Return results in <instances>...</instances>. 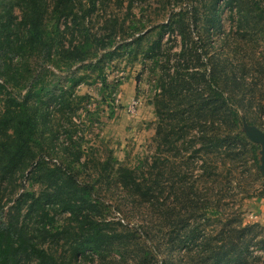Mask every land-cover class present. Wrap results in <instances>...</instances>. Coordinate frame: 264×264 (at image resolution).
<instances>
[{
    "label": "trees",
    "instance_id": "trees-1",
    "mask_svg": "<svg viewBox=\"0 0 264 264\" xmlns=\"http://www.w3.org/2000/svg\"><path fill=\"white\" fill-rule=\"evenodd\" d=\"M89 1V7L85 8L82 0H0V94L7 95L0 113V184L33 165L31 179L40 185L38 192L23 189L15 197H10L11 192L6 199L0 186V264H67L68 256L76 257L87 250H97L99 254L107 249L117 252L118 261L125 264H175L170 260L172 249L183 242L193 264H252L254 260L264 264V238H258L264 237V225L244 223L240 206L228 212V202H224L221 193L222 182H232L228 176L233 173L230 164L238 153L234 151L236 147L241 152L248 147L258 162L260 145L250 141L241 130L244 123L254 125L255 121L248 118V107L238 93L245 84L250 95L261 90L257 88L260 80L252 84L236 81L235 75L227 70L226 58L213 60L206 41L200 38L189 41L180 11L174 16L176 19L162 23L157 37L142 49L143 56L158 73L154 80L157 92L151 102L156 116V147L151 160L131 168L97 159V165L111 170L119 186L151 211L153 221L130 225L128 221L123 223L122 218L108 220L101 211V200H97V205L91 200L92 187L80 185L71 166H51L41 158L33 164L30 142L38 122L47 120V107L42 99L50 88L38 73L29 90L34 93L33 102H29L28 92L17 101L10 94L13 91L6 92V85L19 88L29 67L25 60L19 66H13L11 61L13 57L24 59L41 50L42 58L55 67L63 64L69 84L52 94L61 114L70 116L74 99L85 98L74 91L79 83L97 79L101 91H106L110 84L103 62L116 49H111L112 38L105 43L97 34L90 33L84 18L94 10L96 0ZM227 3L232 7L234 0ZM15 8L20 11L19 19L14 14ZM214 11L208 22L210 28L217 29L218 9L215 7ZM61 20L64 28L60 29ZM110 22L114 37L131 29L128 36L132 39L117 49L138 45L144 37V34L134 37L137 28H122L124 24L117 23V19ZM179 25L180 49L174 53L166 50L165 54L162 38ZM66 33L71 36L67 46L62 44ZM75 34L79 37L74 42ZM76 64L79 66L72 70ZM92 73L96 78L89 81ZM31 103L35 105L34 111H29ZM164 151L175 154L166 157ZM81 156L82 150L78 148L73 154L74 161L79 162ZM224 170L227 178L220 179ZM203 175L213 178L210 193L207 192L205 203L200 202L199 207L196 191L201 190ZM166 181L170 186H166ZM165 191L169 193L166 196ZM260 192L259 197L264 198L263 186ZM170 195L175 198L171 203L167 201ZM7 202L12 204L2 217ZM96 208L97 216L93 211ZM57 215L64 216L63 223L57 224ZM126 216L123 214V218ZM178 223L182 225L177 226ZM104 258L102 254L101 264Z\"/></svg>",
    "mask_w": 264,
    "mask_h": 264
},
{
    "label": "rangeland",
    "instance_id": "rangeland-1",
    "mask_svg": "<svg viewBox=\"0 0 264 264\" xmlns=\"http://www.w3.org/2000/svg\"><path fill=\"white\" fill-rule=\"evenodd\" d=\"M89 2L82 0L85 8L89 7ZM227 2L228 0H96V7L84 19L92 35L97 34V38L105 43L108 42V38L114 40L111 49H116V53L107 56L103 62L110 85L106 91H101V84L96 79L75 86V93L85 98L74 99V111L70 116L58 112L57 105L52 99V94L58 88H65L69 84L67 81L69 74L63 64L55 67L46 58H42L44 51L41 50L34 51L24 59L20 56L13 57L11 61L13 66H19L20 62L25 60L29 73L24 72L19 88L13 89L9 84L6 85V92L13 91L10 94L15 95L17 101H21L28 92L29 102H33L34 93L29 90L35 85L39 74L43 76L39 78L46 85L49 84L50 88V91H45L42 99V103L47 107V120L44 123L38 122L33 140L30 142L34 154L33 164L41 158L51 166L54 164L64 168L71 166V172L76 174L78 183L92 187L91 200L96 202V205L97 200H101V211L108 220L116 221L122 218L123 223L128 221L130 225L145 221V224H149L150 220L153 221L151 211L119 186L111 170H104L101 165H97V159L102 161L106 159L109 162L112 160L111 163L115 166L119 164L136 168L139 162L150 159L154 153L156 116L151 102L157 92L154 80L158 73L151 61L143 56L142 49L157 37L160 25L169 22L179 11L183 13L180 17L185 22L184 34L189 41H198L200 38L206 41L213 60L226 58L227 70L235 75L236 81L252 84L260 80L257 82L259 83L257 88L261 90L254 94L252 91L250 95L245 84L238 97L243 98L246 103L248 118L255 121L253 126L264 131V0H234L232 7ZM215 7L218 9L220 23L217 29L210 28L208 22L215 13ZM14 14L20 18L18 8L14 9ZM112 19H117V23H123L122 28L125 26L137 28L134 37L144 34L140 45L134 44L125 49H117L121 43L132 39L128 36L131 29H127V33L119 32L114 37V33H110ZM49 23L48 19L47 24ZM59 28H64L63 20L60 21ZM180 30L181 25L165 33L162 38L165 54L166 50L174 53L180 49L182 38ZM78 37L74 35V42ZM124 37L126 40L122 39ZM70 38V34L66 33L62 44L67 46ZM171 60L173 61V58ZM78 66L79 64L74 65L72 70ZM94 78L96 74L92 73L88 80ZM6 96L5 92L0 94V113L4 109L3 100ZM34 110L35 105L32 104L29 111ZM241 130L245 135L244 127H241ZM78 148L82 150L79 162L73 159V154ZM234 151L238 153L233 155L235 159L230 164L233 173L228 176L232 182H222L224 188L221 193L225 197L224 202H228L226 209L229 212L240 206L244 223L257 222L264 225L262 217L264 211L261 210L264 209V198L259 197L261 188L264 187L260 155L256 164L248 147H245L243 152L240 147H236ZM170 154H175V151L163 152V156L166 157ZM32 168L33 165H30L23 174L1 182L0 186L6 194L5 199L11 192L10 197H15L23 189L39 191L40 185L31 179ZM211 178L213 176L203 175L201 190L196 191L199 207L202 206L200 202L205 203L207 192L210 193ZM225 178L226 170L220 176V179ZM167 185L170 186L169 181H166ZM168 194L165 191L164 195ZM167 201L171 203L175 198L170 195ZM11 204L12 202L6 203L2 217L7 215ZM93 211L97 216V208ZM123 214L127 215L126 218H123ZM56 219L57 224L64 222L63 215H57ZM181 225L178 223L177 226ZM258 238L264 237L260 235ZM177 244L172 249L170 260L175 264H193L189 260V253L184 249L185 243ZM65 247L67 248V245ZM102 254L105 256L104 264H125L118 261L117 252L114 253L112 249L99 254L97 250H87L76 257L68 256L66 261L67 264H101ZM252 264L258 262L254 260Z\"/></svg>",
    "mask_w": 264,
    "mask_h": 264
},
{
    "label": "water",
    "instance_id": "water-1",
    "mask_svg": "<svg viewBox=\"0 0 264 264\" xmlns=\"http://www.w3.org/2000/svg\"><path fill=\"white\" fill-rule=\"evenodd\" d=\"M243 127L247 138L260 145V170L264 175V131L256 126L248 125L246 123H244Z\"/></svg>",
    "mask_w": 264,
    "mask_h": 264
},
{
    "label": "crops",
    "instance_id": "crops-1",
    "mask_svg": "<svg viewBox=\"0 0 264 264\" xmlns=\"http://www.w3.org/2000/svg\"><path fill=\"white\" fill-rule=\"evenodd\" d=\"M261 210H262V211H264V209H263V208H262ZM262 217H264V216H262Z\"/></svg>",
    "mask_w": 264,
    "mask_h": 264
}]
</instances>
